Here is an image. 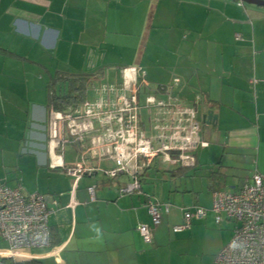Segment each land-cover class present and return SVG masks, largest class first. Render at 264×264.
<instances>
[{
  "label": "crops",
  "instance_id": "crops-1",
  "mask_svg": "<svg viewBox=\"0 0 264 264\" xmlns=\"http://www.w3.org/2000/svg\"><path fill=\"white\" fill-rule=\"evenodd\" d=\"M130 65L144 69L145 93H156L158 83L178 77L174 92L184 101L201 95L196 117L207 145L195 150L192 168L218 176L216 185H227L222 189L229 191L254 170L264 173V5L241 0H0V179L58 202L48 204V225L51 247L59 251L33 248L26 260L223 264L215 257L232 235V220L216 223L207 208L204 217L173 232L187 206L170 207L150 228L152 241L146 243L137 225L150 223L149 193L120 195L118 188L129 178H107L101 172L80 177L73 189L71 176L49 166L51 80L86 74L97 83L103 76L115 83L121 67ZM208 109L216 114L214 122L201 121ZM62 156L73 165L80 160L79 145H66ZM90 161L113 166L109 159ZM151 166L141 186L159 170ZM88 186L94 187V199ZM197 205L206 208L188 207ZM0 247L7 248V242L0 239Z\"/></svg>",
  "mask_w": 264,
  "mask_h": 264
},
{
  "label": "built area",
  "instance_id": "built-area-1",
  "mask_svg": "<svg viewBox=\"0 0 264 264\" xmlns=\"http://www.w3.org/2000/svg\"><path fill=\"white\" fill-rule=\"evenodd\" d=\"M121 79L115 83H97L93 76L85 83V98L73 105L57 108L50 103L47 121L49 166L60 168L76 181L84 175L101 172L107 178L125 175L129 179L118 193H141V177L155 161L179 167H194L195 150L207 145L200 139L197 104L201 95L187 103L174 88L179 78L158 83L156 93H139L148 87L145 71L137 65L121 67ZM147 123L142 118V111ZM90 133L87 142L85 134ZM79 145L80 160L66 165L63 152L66 145ZM109 159L112 167H102L90 161ZM73 189L70 205L73 206ZM90 199L94 187L88 186ZM57 206V198L37 191L28 192L20 184L9 186L0 179V239L7 248H0V264L6 259H25L33 248L50 247L56 254L60 247H51L48 215ZM146 207L150 223H139L137 230L144 242L152 241L151 227L169 211V203L147 195ZM210 210L216 223L233 221L229 241L218 251L215 261L223 264H264V173L254 170L235 191H212ZM182 222L172 225L173 232L190 226L193 219L202 218L206 208L182 207Z\"/></svg>",
  "mask_w": 264,
  "mask_h": 264
},
{
  "label": "rangeland",
  "instance_id": "rangeland-1",
  "mask_svg": "<svg viewBox=\"0 0 264 264\" xmlns=\"http://www.w3.org/2000/svg\"><path fill=\"white\" fill-rule=\"evenodd\" d=\"M99 80H101L99 81L100 83H109L110 81L114 82L115 79L103 76ZM144 93L143 91L139 93L141 103L144 100ZM141 112L143 113V120L148 124L147 116H145L143 110ZM156 165L159 170L155 173L153 172L152 177H149L146 182L142 183V190L149 194L152 192V196L161 202H169L171 208L178 206L191 207V205L195 204L205 205L206 209L210 208L212 191L229 187L227 185H216L220 181L219 177L212 175L208 171L200 173L192 167L171 166L161 160H158L151 168L153 169ZM224 178H230V176ZM168 195H170L169 198Z\"/></svg>",
  "mask_w": 264,
  "mask_h": 264
},
{
  "label": "trees",
  "instance_id": "trees-1",
  "mask_svg": "<svg viewBox=\"0 0 264 264\" xmlns=\"http://www.w3.org/2000/svg\"><path fill=\"white\" fill-rule=\"evenodd\" d=\"M90 75L72 74V75H57L48 84V94L50 103L57 108L64 105H73L82 102L85 98V83ZM58 86V89L55 87ZM7 264H42L37 259H25L16 261L6 259Z\"/></svg>",
  "mask_w": 264,
  "mask_h": 264
},
{
  "label": "water",
  "instance_id": "water-1",
  "mask_svg": "<svg viewBox=\"0 0 264 264\" xmlns=\"http://www.w3.org/2000/svg\"><path fill=\"white\" fill-rule=\"evenodd\" d=\"M241 1L247 2V3H254L258 5H264V0H241ZM201 118H202L201 119L202 122L211 123V122H214L216 118V114H214L211 109H208L202 114Z\"/></svg>",
  "mask_w": 264,
  "mask_h": 264
}]
</instances>
